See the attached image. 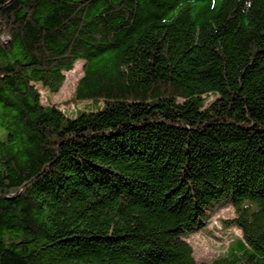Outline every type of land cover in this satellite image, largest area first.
<instances>
[{
  "label": "trees",
  "instance_id": "obj_1",
  "mask_svg": "<svg viewBox=\"0 0 264 264\" xmlns=\"http://www.w3.org/2000/svg\"><path fill=\"white\" fill-rule=\"evenodd\" d=\"M0 264H264V0H0Z\"/></svg>",
  "mask_w": 264,
  "mask_h": 264
},
{
  "label": "rangeland",
  "instance_id": "obj_2",
  "mask_svg": "<svg viewBox=\"0 0 264 264\" xmlns=\"http://www.w3.org/2000/svg\"><path fill=\"white\" fill-rule=\"evenodd\" d=\"M83 61H79L75 68L66 73V81L57 94H51L41 87L44 103H59L66 113L74 115L80 109L89 108L82 102L75 99L76 87L79 79L83 76ZM215 97L208 98V103ZM235 211L228 205H216L207 212V223L195 230L187 237L188 242L193 246L194 256L198 263L211 261L226 253L228 244L236 237L242 236L238 228H228L222 220L232 218Z\"/></svg>",
  "mask_w": 264,
  "mask_h": 264
}]
</instances>
